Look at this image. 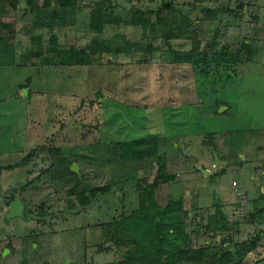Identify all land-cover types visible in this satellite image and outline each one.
I'll use <instances>...</instances> for the list:
<instances>
[{"label":"rangeland","instance_id":"1","mask_svg":"<svg viewBox=\"0 0 264 264\" xmlns=\"http://www.w3.org/2000/svg\"><path fill=\"white\" fill-rule=\"evenodd\" d=\"M97 2L119 23L94 30L89 16ZM164 3L161 16H184L181 33L171 30L166 41L160 28L145 37L141 26L130 25L137 10H151L155 21ZM78 4L72 27L36 33L29 27L33 15L22 14L9 33L0 35L21 52L13 61L10 54L8 61L0 59V254L8 250L0 264L122 261L133 248L109 242L108 222L133 209L159 216L169 200H182L190 217L214 212L218 202L239 227L236 241L261 231L257 252H262L264 224L250 222L248 213L264 190V0ZM52 35L57 46L50 44ZM101 41L114 51L99 56ZM244 41L257 48L252 61L218 66L210 63L211 53L200 55L197 64L171 60L173 51L182 56L195 42L236 53ZM69 46L86 48L94 62L61 65L56 50ZM152 138L169 171L167 182L156 179L155 189L150 188L154 159L101 161L105 147ZM92 140L104 145V152L86 145ZM49 148H62L60 156ZM32 149L29 165L15 166ZM59 157L75 162L85 187L108 184V192L82 206L68 194V179L52 180L50 173L36 179ZM13 194L23 200L24 216L7 215L6 198ZM257 205L264 206V200ZM191 228L194 246H208L209 253L220 249L193 223ZM258 256L249 254L248 263L255 264Z\"/></svg>","mask_w":264,"mask_h":264},{"label":"trees","instance_id":"2","mask_svg":"<svg viewBox=\"0 0 264 264\" xmlns=\"http://www.w3.org/2000/svg\"><path fill=\"white\" fill-rule=\"evenodd\" d=\"M17 1L15 0L13 8H18ZM78 3L79 0H54V2L53 0H44L39 10L33 11L32 23L35 28L48 30L49 33H53L56 29L72 27L76 23V17L79 13L78 11H80V4ZM166 10L167 7L164 3L154 13L155 21L152 19L151 10L134 11L132 12L130 25L141 26L145 37L155 34V30L160 28L162 30L160 36L167 41L172 37L171 30L178 29V32H182L185 18L183 15L161 16V12ZM112 14L110 8L103 6L102 2L91 5L89 17L94 20V30L99 31L105 25L119 23V19L114 18ZM49 40L51 45H58L55 35H52ZM99 45L97 52L99 56L102 53L110 54L114 51L105 41H101ZM256 49V46L244 41L240 51L231 53L228 48H222L220 51L214 50L212 42H207L204 46L201 42H195L192 44L191 49L184 52L182 56L178 52L173 51L171 60L173 63L184 61L189 64H197L200 55L211 53L210 63L213 65H236L241 62L252 61ZM16 53V50L9 48L5 44V39L0 36V59L3 60L6 57L4 60L8 61L9 56L12 55L13 59L9 61H13ZM8 54L10 55L8 56ZM31 54L36 55L37 52L33 50ZM58 56L61 60V65H90L94 62V59L88 55L86 48L77 46L56 50V57ZM94 144L99 149L105 147L94 140L86 145L93 146ZM38 149L40 148H36V150ZM105 149V152L102 149L104 152L101 157L103 164L113 160L116 161V159L117 162L119 160L128 162L139 159H154L157 171L155 181L150 188L155 189L157 187L156 179H160L162 183L167 182L169 177L167 162L164 156L158 155L156 138L115 143L111 149L108 147H105ZM49 151L60 156L59 152L62 151V148H49ZM33 153L34 150L32 149L15 166L23 167L29 165ZM57 161L54 168H51L50 171L42 172L36 179H40L42 174L44 175L45 173H50L52 180L68 179V183H72L68 189V194L75 196L82 206L91 204L97 193L108 192V184L97 188H92V186L85 187L83 174L80 171L75 172L71 169L75 162L68 161L64 157H59ZM13 168L14 166L9 167V169ZM31 183L33 181L28 183V185ZM19 193H22V190ZM16 197L15 194L8 196L6 198V206L15 200ZM261 200H264V191L260 193L258 198L254 200L255 203L252 204L253 209L248 213L250 222L259 221L264 224V206L258 207L257 205ZM19 201L21 203L19 215L24 216V203L22 199H19ZM214 206L216 207L214 212L207 215L193 214V217H190L191 214L184 207L182 200H169L165 206V212L159 216L157 213L143 214L139 210L133 209L129 214L121 213L117 217H113L108 222L109 242L118 248L132 247L133 249L127 251L124 260L109 264H250L248 259L251 253L260 254L258 256L260 259L255 261V264H264V248L262 252H257L258 242L262 235L261 231L242 242L236 241L234 237L238 234L239 227L230 222L218 202ZM192 223L197 232H202L221 246L217 252L209 253L207 251L208 246L205 245H193V238L191 237ZM99 249H102V247L99 246ZM3 251L0 254L1 257H4Z\"/></svg>","mask_w":264,"mask_h":264},{"label":"crops","instance_id":"3","mask_svg":"<svg viewBox=\"0 0 264 264\" xmlns=\"http://www.w3.org/2000/svg\"><path fill=\"white\" fill-rule=\"evenodd\" d=\"M14 4H15V0H0V24H1L0 25V35H2L4 31L9 33L10 28L11 27L13 28L14 26H16L15 21H19V18L22 14L25 16H29V14L32 15L33 11L34 12L38 11L40 9V7L42 6V2L39 3V0H18L16 3L18 8H13ZM31 20L33 22L32 17H31ZM29 27H30V30L34 31L35 27H34L33 23ZM36 29H37L36 33H38L39 28L37 27ZM40 30H42V29H40ZM13 35H15V33H13ZM33 35H35L34 32H32L31 36H33ZM38 47H40V45H36V46L34 45L32 48H38ZM31 51H33V50H31ZM16 52H18V51H16ZM35 52H36V50H35ZM18 53L21 54V52H18ZM12 202L13 201H11L6 208L8 210V213H7L8 216L11 215L10 205ZM15 216H20V215H15ZM5 250H7V249H5ZM3 255H4V253H3Z\"/></svg>","mask_w":264,"mask_h":264},{"label":"water","instance_id":"4","mask_svg":"<svg viewBox=\"0 0 264 264\" xmlns=\"http://www.w3.org/2000/svg\"><path fill=\"white\" fill-rule=\"evenodd\" d=\"M71 169L75 172H77V167L76 165H72ZM207 173V171H204ZM21 210V203L18 199L13 200V202L10 205V213L11 215H19ZM8 250L4 251V255L7 253Z\"/></svg>","mask_w":264,"mask_h":264}]
</instances>
